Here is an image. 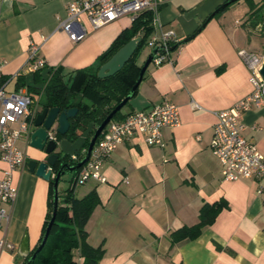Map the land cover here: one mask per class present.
Returning <instances> with one entry per match:
<instances>
[{"label": "crops", "instance_id": "1", "mask_svg": "<svg viewBox=\"0 0 264 264\" xmlns=\"http://www.w3.org/2000/svg\"><path fill=\"white\" fill-rule=\"evenodd\" d=\"M73 1L0 0V84L7 80V91L26 93L18 78L32 85L31 74L25 72L30 42L41 45L40 55L49 68L67 74L96 64L132 24L126 16L92 31L83 18L88 34L72 44L56 28ZM227 1L162 0L149 38L172 31L179 42L190 39L171 52V64L149 65L135 96L121 112L126 115L168 101L178 106L180 124L162 130L165 148L149 147L136 136L103 164L105 183L89 181L74 188L76 199L92 191L99 199L85 227L87 243L104 250L98 264H264V195L257 194L259 182L223 181L210 148L216 122L212 112L230 108L251 91L249 72L238 56L240 50L250 53L255 34L243 25L247 2L231 4L192 37ZM147 56L138 58L139 66ZM191 100L201 109H192ZM40 107L35 103L32 109ZM241 121L245 138L264 153V110L252 108ZM92 128L90 124L73 142L59 137L55 152L60 159L85 152ZM17 147L26 164L13 173L17 198L8 209L9 221L0 226V240L15 249L2 253L0 264H21L24 240L29 253L37 247L48 211L49 183L27 168L29 160H41L44 154L25 139ZM6 169L0 160V179ZM219 201L227 207L197 239L171 244L174 231L198 223L203 205Z\"/></svg>", "mask_w": 264, "mask_h": 264}, {"label": "built area", "instance_id": "2", "mask_svg": "<svg viewBox=\"0 0 264 264\" xmlns=\"http://www.w3.org/2000/svg\"><path fill=\"white\" fill-rule=\"evenodd\" d=\"M161 4L162 0H75L68 5L66 17L58 24L56 30L63 32L72 44H77L88 34L82 24L83 18H86L92 31H95L122 17L128 16L135 20L145 12L152 14L151 25L155 29ZM45 40L46 38H43V41ZM178 43L179 40L172 31L151 37L146 46L150 51L157 49L151 64H171L170 49ZM40 49L41 45L30 42L25 66L28 75L47 66L40 55ZM238 56L249 72L251 91L230 108L212 112L216 122L210 148L221 166L223 181L257 179V194L262 196L264 153L245 138V126L241 117L252 108L264 110V79L260 74L264 55L257 56L240 50ZM6 84L7 80L0 84V160L7 166L0 179V226L9 221L8 209L14 205L17 198L18 191L12 182L13 173L23 169L26 164V156L18 149L17 142L20 139L28 141L36 113V109H32L35 101L29 94L7 91ZM190 105L194 110L201 109L193 100ZM179 124L178 106L168 101L149 109L133 111L122 120H111L96 140L88 162L73 175L70 186L74 189L89 181L105 183L106 179L101 173L102 166L120 146L140 136L147 146L163 149L165 142L162 139V130L178 127ZM71 160L79 161L77 156H72ZM14 249L10 242L0 240V255L5 252L12 253Z\"/></svg>", "mask_w": 264, "mask_h": 264}, {"label": "trees", "instance_id": "3", "mask_svg": "<svg viewBox=\"0 0 264 264\" xmlns=\"http://www.w3.org/2000/svg\"><path fill=\"white\" fill-rule=\"evenodd\" d=\"M245 2H247L249 10L243 25L250 33L257 32L264 38V0H259L258 3L253 0H246ZM227 8L228 6L220 10L214 17ZM151 22V13L145 12L139 15L132 21L131 26L115 39L109 49L99 56L96 64L92 66L74 70L67 74H64L60 68L46 66L30 75L32 85L25 83L21 78H18V85L24 86L26 93L41 107L59 108L60 110L76 108L78 112L74 118L69 120L70 127L64 137L73 142L92 124L93 128L90 130L84 144L86 150L95 128L127 96L135 84L142 66L137 63L140 50L142 46L146 45L153 32ZM137 36L141 37V42L133 57L125 66L112 77L98 79L96 74L100 66L129 40ZM135 94L136 92L133 97ZM38 96L39 99L36 100ZM127 115L129 114L123 115L119 111L112 120H122ZM84 154V152L77 153L78 160ZM62 161L64 163L73 162L70 156H64ZM48 183V211L37 247L42 241L52 213L53 182L49 181ZM73 192L74 189L71 186L61 193L58 191L56 216L44 247L34 261L28 262L29 257L37 248L35 247L30 252L29 257L23 260L21 264H78V258L81 259L79 264H98L102 259L104 255L102 246L91 247L87 243V232L85 230L92 212L99 205L97 194L92 191L84 198L76 199ZM225 207H227V204L224 201L203 205L199 211L198 223L191 227L183 226L174 231L170 235L171 244L197 239L202 229L212 225L218 213Z\"/></svg>", "mask_w": 264, "mask_h": 264}, {"label": "water", "instance_id": "4", "mask_svg": "<svg viewBox=\"0 0 264 264\" xmlns=\"http://www.w3.org/2000/svg\"><path fill=\"white\" fill-rule=\"evenodd\" d=\"M237 1L239 0H229L219 6L212 14H210V16H208L205 22L192 35V37L196 35L205 26V24L210 21L214 17V15H216L220 10H223L230 4L235 3ZM189 39L190 38L180 41L178 44L172 46L170 50H175L177 47H179L181 44L185 43ZM140 42L141 37L137 36L129 40L124 46L117 50L104 64L100 66L96 74L97 78L106 79L118 73L125 66V64L133 57ZM156 52V48L150 51L141 66L139 76L135 84L131 88L130 92L117 106H115V108L110 112V114L95 129V132L89 141L88 147L85 150L84 156H82V158L78 162L64 163L62 159H60L59 155L55 152L58 143V138L64 137L67 134L70 127L69 120L76 116L78 110L76 108L60 110L59 108L40 107V109L36 111L28 135V145L29 147L43 153L44 158H42L41 160H29L27 162V168L30 172H34L36 176L42 178L43 180L53 182V205L51 218L48 222L42 241L30 257V253L28 252L27 241L24 240L22 248L19 252L20 256H22L24 260L29 257L28 262L34 261L35 257L42 250L47 241L52 224L54 223L56 216L58 204V185L60 183L61 178L66 174L75 175L76 172L88 162L90 153L96 140L99 138L106 125L132 99ZM260 74L264 79V61L260 69ZM52 175L54 176L52 177Z\"/></svg>", "mask_w": 264, "mask_h": 264}, {"label": "rangeland", "instance_id": "5", "mask_svg": "<svg viewBox=\"0 0 264 264\" xmlns=\"http://www.w3.org/2000/svg\"><path fill=\"white\" fill-rule=\"evenodd\" d=\"M239 1L245 2L246 0H239ZM237 2L233 3L231 6H234L235 4H237ZM254 33L255 34L251 36L252 43L250 44L248 51L257 56H263L264 55V38L259 33L257 32H254ZM149 53H150V49L146 45L142 46L139 57L141 56L143 58ZM72 178H73V174H66L61 178V182L59 183V186H58V191L60 193L66 190L70 186V182Z\"/></svg>", "mask_w": 264, "mask_h": 264}]
</instances>
